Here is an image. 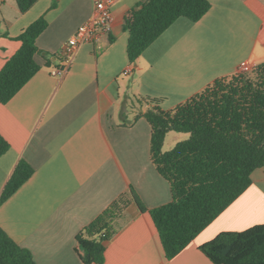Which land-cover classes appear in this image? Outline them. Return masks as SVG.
<instances>
[{
	"label": "crops",
	"instance_id": "obj_1",
	"mask_svg": "<svg viewBox=\"0 0 264 264\" xmlns=\"http://www.w3.org/2000/svg\"><path fill=\"white\" fill-rule=\"evenodd\" d=\"M96 1L38 0L21 14L13 0H0V69L19 48L14 38L41 17L47 23L35 42L41 69L0 104V135L9 144L0 157V194L20 160L33 169L0 206V228L36 264H83L76 236L132 190L145 211L132 203L124 208L105 243L103 264H212L202 245L220 233L264 224V168L167 260L148 212L171 201L170 185L151 162L149 124L134 119L155 105L174 109L236 74L243 61L264 63V0H208L199 21L177 19L134 63L126 54L123 18L142 0H114L110 32L80 45L64 75L53 77L64 45L91 17Z\"/></svg>",
	"mask_w": 264,
	"mask_h": 264
},
{
	"label": "trees",
	"instance_id": "obj_2",
	"mask_svg": "<svg viewBox=\"0 0 264 264\" xmlns=\"http://www.w3.org/2000/svg\"><path fill=\"white\" fill-rule=\"evenodd\" d=\"M13 1L24 14L38 0ZM209 8L208 0H142L123 18L128 61L134 63L177 19L195 23ZM46 27L41 17L14 38L20 45L0 69V104L8 103L41 69L34 60L42 54L35 42ZM44 57L49 67L51 60ZM139 118L150 126L151 162L170 185L171 201L148 212L164 258L170 260L249 188L255 170L264 168V63L248 73L215 80L172 110L155 105L134 120ZM171 132L189 138L164 152L165 137ZM8 150L0 135V157ZM32 174L33 169L20 160L0 194V206ZM131 203L145 211L129 190L76 236L83 264H103L105 243L115 233L113 223ZM199 250L212 264H264V224L220 233ZM0 264L36 263L0 228Z\"/></svg>",
	"mask_w": 264,
	"mask_h": 264
},
{
	"label": "built area",
	"instance_id": "obj_3",
	"mask_svg": "<svg viewBox=\"0 0 264 264\" xmlns=\"http://www.w3.org/2000/svg\"><path fill=\"white\" fill-rule=\"evenodd\" d=\"M113 2L114 0H98L95 2L91 17L77 29L64 45L61 53L65 60L62 68H54L51 71L53 77L61 78L64 75L80 45L95 42L100 35L110 32L113 20L111 14ZM254 67L255 65L243 61L239 64L237 73H248Z\"/></svg>",
	"mask_w": 264,
	"mask_h": 264
},
{
	"label": "rangeland",
	"instance_id": "obj_4",
	"mask_svg": "<svg viewBox=\"0 0 264 264\" xmlns=\"http://www.w3.org/2000/svg\"><path fill=\"white\" fill-rule=\"evenodd\" d=\"M189 138V135L186 133H168L164 140L163 150L164 152L169 151L174 147L178 142L185 141Z\"/></svg>",
	"mask_w": 264,
	"mask_h": 264
}]
</instances>
